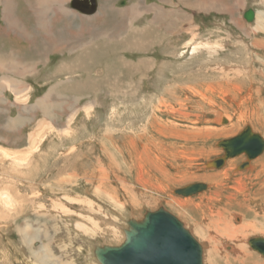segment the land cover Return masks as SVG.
<instances>
[{
	"label": "rangeland",
	"instance_id": "obj_1",
	"mask_svg": "<svg viewBox=\"0 0 264 264\" xmlns=\"http://www.w3.org/2000/svg\"><path fill=\"white\" fill-rule=\"evenodd\" d=\"M212 2L97 0L88 15L76 0H13L9 27L0 2V156L27 155L0 160V264H99L94 246L121 244L129 219L160 207L203 245L204 264L242 257L222 248L238 249L240 232L215 244L204 220L255 224L244 262L264 264L248 245L264 237V152L251 168L237 170L242 154L205 169L247 126L264 138V0ZM38 10L56 26L44 33ZM198 182L209 189L173 193Z\"/></svg>",
	"mask_w": 264,
	"mask_h": 264
},
{
	"label": "water",
	"instance_id": "obj_2",
	"mask_svg": "<svg viewBox=\"0 0 264 264\" xmlns=\"http://www.w3.org/2000/svg\"><path fill=\"white\" fill-rule=\"evenodd\" d=\"M81 1V0H80ZM91 7L87 14L96 10L97 0H88ZM75 8L74 5H71ZM248 23L256 17L249 9L243 14ZM222 123H227L223 120ZM224 149L223 154L205 164V169H221L230 158L245 154L246 161L241 169L248 168L252 160L264 152V138L247 126L238 135L223 139L216 145ZM206 183H192L173 191L182 197L206 192ZM248 245L264 257V237H254ZM204 248L185 227L184 223L164 207L148 211L142 219H129L124 229V241L119 245L94 246L93 254L100 264H204Z\"/></svg>",
	"mask_w": 264,
	"mask_h": 264
},
{
	"label": "bare ground",
	"instance_id": "obj_3",
	"mask_svg": "<svg viewBox=\"0 0 264 264\" xmlns=\"http://www.w3.org/2000/svg\"><path fill=\"white\" fill-rule=\"evenodd\" d=\"M88 0H84V1H82V2H80V1H78V0H76V3L78 4V5H82L83 4V6L84 7H91V4L90 3H88L87 2ZM0 2H1V6H2V8H3V18H4V20H5V23H6V26H10V21H11V12H12V10H13V8H14V6H15V3L13 4V0H0ZM19 2V1H18ZM26 2V1H25ZM94 2H96V0H94ZM213 2H215V0H213ZM212 2V3H213ZM20 4V3H19ZM211 5V7H208L209 9H213V7L214 6H212L213 4H210ZM18 6V5H17ZM97 6H98V3H97ZM97 6L96 5H94V9L93 10H97ZM223 8V7H222ZM221 9V8H220ZM259 14V15H258ZM257 14V16H258V21L260 22V24H261V22L263 21L264 22V17L262 18L261 16H260V13H258ZM48 15H46L45 17H44V14L40 11V15H37V17H38V19L40 20V23H39V20H38V23H39V25H41V27L42 28H46V26H45V24L46 25H48L47 24V22L50 20H47V19H45L46 17H47ZM256 18V17H255ZM49 23H51V24H49L48 26L50 27V26H52V27H54L55 26V22L53 23V22H49ZM264 25V24H263ZM44 26V27H43ZM46 30V29H45ZM21 31V33H24V31L22 32V30H20ZM47 31H49V30H47ZM27 37V36H26ZM29 38V37H28ZM0 66H3V63L2 62H0ZM11 67H15V65H13V66H11ZM12 87H15V88H17V86H18V83L17 82H15L14 80H12V85H11ZM89 111V110H88ZM222 118V117H221ZM222 122V121H221ZM244 130H246V128L244 129ZM39 132V131H38ZM45 133V132H44ZM47 134V133H46ZM37 137H39V136H37ZM41 137V136H40ZM39 140H40V138H39ZM30 145V144H29ZM217 145V144H216ZM219 148V147H218ZM7 151V150H6ZM6 151H2V156H0V160H4V157H12V158H9V159H12L11 160V162H12V165L13 166H15V167H19L20 165H21V163H23L24 161H26V158H27V155L24 153V152H18V151H16V152H14V153H12V152H6ZM25 151V150H24ZM33 151V150H32ZM222 151H224V149H222ZM27 152V151H26ZM30 153V152H29ZM33 154V153H32ZM242 155V154H241ZM29 159V158H28ZM30 160V159H29ZM233 160V159H232ZM28 161V160H27ZM252 163H253V161H252ZM243 164V163H242ZM258 164H259V166H260V168H261V170L260 171H262V170H264V160H262V161H259L258 162ZM239 165V164H238ZM241 167V165H239L237 168V170H239V169H241L240 168ZM250 168H251V166H250ZM246 169V168H245ZM260 171H259V174H260ZM243 172V171H242ZM244 172H245V170H244ZM258 175V174H257ZM208 185V184H207ZM238 188V187H237ZM21 197V195L20 194H14V195H12V197L9 195V194H6V195H3V199H7L9 202L7 203V204H11V205H13V201L14 202H16L19 198ZM10 207V206H9ZM3 210H6V209H8V207H5V208H2ZM209 214H211V216H216V215H220L218 212H214V211H212V213H209ZM210 216V215H209ZM222 216H224V215H222ZM206 217V216H205ZM219 217V216H218ZM207 218V217H206ZM221 219H222V217H221ZM240 219V218H239ZM214 220V219H213ZM210 221V222H209ZM209 221H207V220H204L203 222H204V224H205V226L207 225L209 228H212V227H214L216 230L215 231H213L212 232V234H214L215 233V235H214V237H213V240L215 241V244H216V242H218L219 243V241H218V239H217V237L216 236H220V235H222V236H224V231L225 232H227L226 233V235H227V237H229V239H230V237H234V236H236L239 232H240V236H238V237H236L235 239H238L239 238V240H236V241H238L240 244H241V246L238 248V249H236V248H234L233 246H222V248L224 247V249L225 250H227V251H229V252H233V254L232 255H235V256H238L239 254H240V256H242V257H240V259H237L236 261H234L236 264H241L242 262V264H247V263H249V262H244V261H248V260H250V259H252L253 258V255L252 254H247L246 255V250H245V238L248 236V233L250 234V232L252 231L253 232V230L252 229H256V227H255V225L254 224H246V225H238V224H233L234 226L232 227V225H226L227 227L226 228H224L223 226H224V223L222 224V227H221V229H220V227H219V229H217V225L216 224H214L210 219H209ZM216 221V220H215ZM214 221V222H215ZM234 221V220H233ZM220 223V222H219ZM234 223H236V222H234ZM253 223V222H252ZM203 224V223H202ZM228 224V223H227ZM231 224V223H230ZM218 225H220V224H218ZM204 226V227H205ZM221 226V225H220ZM187 228V227H186ZM233 228V230H231ZM206 229V228H205ZM208 230V229H207ZM206 230V231H207ZM213 230V229H212ZM211 230V231H212ZM258 230V232H260V230L259 229H257ZM28 231V230H27ZM27 231H25L26 233H27ZM190 231V230H189ZM255 231V230H254ZM254 233V232H253ZM226 237V236H225ZM224 237V238H225ZM249 242V241H248ZM225 243V242H224ZM221 244V243H220ZM202 245V244H201ZM203 246V245H202ZM221 248V249H222ZM234 248V249H233ZM251 248V247H250ZM218 247L217 246H214L213 245V247H212V250H211V254H210V256L214 253V252H216V253H218ZM231 252V253H232ZM239 253V254H238ZM204 254V253H203ZM47 255H49V254H47ZM215 255V254H214ZM219 255H220V251H219ZM224 255V254H223ZM216 256V255H215ZM221 256V255H220ZM212 257V256H211ZM41 259V261L42 262H44L45 264H49L50 262H48V260H49V257H47V256H42V257H40ZM95 258V257H94ZM220 258H226V259H228L226 262H225V264H231V262H230V260H232L231 258V256H230V254H228L227 252H226V254H225V256H221ZM96 259V258H95ZM213 259V258H212ZM235 260V259H234ZM54 261V260H53ZM98 262V261H97ZM219 262H220V260H219ZM255 263V262H254ZM55 264V263H54ZM100 264V263H99ZM222 264V263H221Z\"/></svg>",
	"mask_w": 264,
	"mask_h": 264
},
{
	"label": "crops",
	"instance_id": "obj_4",
	"mask_svg": "<svg viewBox=\"0 0 264 264\" xmlns=\"http://www.w3.org/2000/svg\"><path fill=\"white\" fill-rule=\"evenodd\" d=\"M199 1V0H198ZM63 2H64V0H63ZM171 4H172V0H171ZM154 5H156V4H153L152 6H151V8H150V10H149V12H151L153 15H155V14H157L158 12L157 11H155V8H154ZM159 5V4H158ZM194 5V4H193ZM195 6V5H194ZM201 6V5H200ZM63 8V7H62ZM63 11H64V13H66V14H68L69 15V10H67V9H65V8H63ZM126 11V10H125ZM36 15H40V10H38L37 11V13H36ZM68 15H66L67 17H68ZM48 18V16L45 18V19H47ZM57 22H58V19H57ZM55 26H56V23H55ZM54 26V27H55ZM41 27V26H40ZM43 31H44V33H45V29H43ZM47 34H48V31H47ZM262 160H264V158L263 159H261L260 161H262ZM250 167V166H249ZM260 170H261V168H260ZM260 174H264V170H262V171H260ZM257 218H258V216H257ZM264 218V217H263ZM255 225V224H254ZM255 227L257 228V226L255 225ZM258 229V228H257ZM261 232V231H260Z\"/></svg>",
	"mask_w": 264,
	"mask_h": 264
},
{
	"label": "flooded vegetation",
	"instance_id": "obj_5",
	"mask_svg": "<svg viewBox=\"0 0 264 264\" xmlns=\"http://www.w3.org/2000/svg\"><path fill=\"white\" fill-rule=\"evenodd\" d=\"M242 165V164H241ZM260 171V170H259Z\"/></svg>",
	"mask_w": 264,
	"mask_h": 264
},
{
	"label": "clouds",
	"instance_id": "obj_6",
	"mask_svg": "<svg viewBox=\"0 0 264 264\" xmlns=\"http://www.w3.org/2000/svg\"><path fill=\"white\" fill-rule=\"evenodd\" d=\"M95 14V13H94Z\"/></svg>",
	"mask_w": 264,
	"mask_h": 264
}]
</instances>
